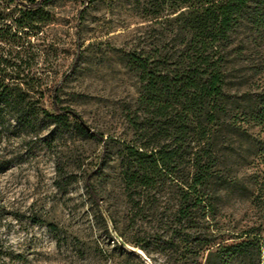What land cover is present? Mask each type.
Listing matches in <instances>:
<instances>
[{"label":"trees","instance_id":"1","mask_svg":"<svg viewBox=\"0 0 264 264\" xmlns=\"http://www.w3.org/2000/svg\"><path fill=\"white\" fill-rule=\"evenodd\" d=\"M47 1L0 0V43L8 46L0 47V129L13 125L34 131L46 120L64 126L72 118L76 130L102 144L95 171L83 178L85 193L98 204L101 196L92 178L107 162L109 137L90 129L56 93L52 112L40 106L46 89L40 77L25 73V44ZM139 16L155 35L149 48L126 54L125 67L136 77L139 93L125 114L130 135L118 141V179L132 222L146 207L156 208L171 196L161 233H177L170 237L185 243L187 252H197L211 242L198 233H211L204 220L218 189L253 183L254 198L264 201V175L237 173L239 165L264 161V0H144ZM247 70L252 73L244 75ZM245 141L254 149L252 157L227 164L226 154L242 151ZM65 176L57 167V186L66 185ZM6 214L0 207V222ZM107 216L118 233L110 209ZM45 225L57 229L51 222ZM263 232L260 222L235 232L230 244L213 243L214 260L208 264H264ZM123 243L147 256L146 245ZM117 248L145 264L121 244ZM17 256L0 238V264H12Z\"/></svg>","mask_w":264,"mask_h":264},{"label":"rangeland","instance_id":"2","mask_svg":"<svg viewBox=\"0 0 264 264\" xmlns=\"http://www.w3.org/2000/svg\"><path fill=\"white\" fill-rule=\"evenodd\" d=\"M143 2L48 0L30 29L25 73L40 77L41 88L46 89L40 106L52 112L51 96L56 93L61 104L78 111L90 129L109 137V145L106 164L92 178L101 196L96 204L85 193L83 178L95 171L102 144L76 130L72 118L64 126L46 120L34 131L13 125L0 129V207L7 213L0 222V238L13 257L19 255L12 264H140L119 251L117 245L123 240L146 245L152 264H208L214 260L213 243L230 244L235 232L264 223L263 197L254 198L253 183L245 189H218L212 213L204 220L206 232L211 233H198L211 242H204L197 252H187L185 243L171 238L177 233H161L174 202L171 196L130 221L116 150L118 141L130 135L125 114L139 93L136 77L125 67L126 54L149 48L155 35L147 27L150 22L139 16ZM0 47L8 49L1 43ZM242 147L227 153L224 161L235 165L238 158L252 157L254 149L248 142ZM256 165H239L237 173L262 177L264 161L257 160ZM57 167L68 176L61 187L56 183ZM107 209L118 220V233ZM47 222L55 224L56 231ZM163 240L174 244L161 246Z\"/></svg>","mask_w":264,"mask_h":264},{"label":"water","instance_id":"3","mask_svg":"<svg viewBox=\"0 0 264 264\" xmlns=\"http://www.w3.org/2000/svg\"><path fill=\"white\" fill-rule=\"evenodd\" d=\"M120 244L127 250L135 253L136 255H138L139 257H141V259L144 261L145 264H151V261L149 260V258L144 254V252L136 247L130 246L128 244H125L123 242H120Z\"/></svg>","mask_w":264,"mask_h":264}]
</instances>
